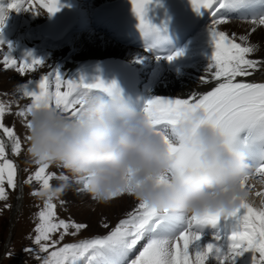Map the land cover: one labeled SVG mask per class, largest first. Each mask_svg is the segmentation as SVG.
<instances>
[{
  "label": "snow or ice",
  "instance_id": "obj_1",
  "mask_svg": "<svg viewBox=\"0 0 264 264\" xmlns=\"http://www.w3.org/2000/svg\"><path fill=\"white\" fill-rule=\"evenodd\" d=\"M152 2L153 0H130L132 11L139 21L138 27L146 36L158 31L147 19L148 6ZM190 2L197 14L204 12V9L211 10L213 20L208 30L214 43V53L208 69L211 71L212 79L217 82L216 86L207 94L192 93L187 99L159 97L150 99L143 112L154 129L164 135L169 154L175 158L172 174L185 168L196 167L198 164L199 154L189 149L183 138L179 143H174L167 135L170 128L174 129L180 122L193 118L194 131L201 127L216 130L225 137L230 151H240L247 156L249 177L259 175L264 182V83L238 79L250 77L258 72L264 66V60L249 58L257 48L248 42L247 36L239 38L242 42H236L235 37H229L216 27L218 24L228 22L229 9L239 11L245 6L251 7L257 0H190ZM35 3L49 15H55L60 11L59 0H11L7 7H4L3 0H0V29L4 26L9 9L16 11L23 9L39 14L34 9ZM251 22L264 26V14L253 17ZM252 31L255 32L256 28L254 27ZM179 55L180 53H176L167 59L171 62ZM44 64L42 60L35 58L17 62L7 55H3L2 60V67L13 68L22 76L34 70L36 66ZM202 82L210 83L207 78H202ZM62 88L66 90L62 91ZM18 91L23 97L31 100L27 107L16 113L27 121L26 129L29 132L32 127L29 117L34 109L46 106L75 118L81 114L85 97L89 93L104 92L111 95L118 91V87L115 82L106 84L100 79L93 83L66 80L54 70L44 75L35 86L34 82L29 80ZM14 104L15 101H0V130L3 136L11 141L12 154L18 155L21 152V140L11 127L2 123L5 114L11 112ZM26 140L29 142V135ZM35 164L38 165V170L34 174V179L41 183V188L33 192L34 196H42L43 192L49 190L52 187L50 181L54 178L60 181L69 179L63 172L58 175L46 174L50 163ZM15 176L16 166L6 158V143L0 139V200L7 197L5 183L9 188H16ZM160 182H167V177H161ZM79 184H82L83 190L86 191V181ZM125 194L133 197L129 189L126 193H113L110 201ZM256 195L264 196V193ZM55 208L53 198H46L44 209L38 213L39 223L34 229L37 233L34 244L39 246L40 252L48 253L42 264H208L210 259H214L217 264H235L236 257L247 252L252 253V264H264V206L258 208L253 204H242L229 216L238 219L241 230L233 232L228 238L230 243L227 251L224 252L220 247L210 243L203 250L196 251L194 258L190 247L201 239L193 230L194 227L204 222L215 225L221 218L219 214L189 220L182 216L161 215L147 204L137 201L128 217L122 219L105 238L57 248L56 242L51 241V234L62 229L60 239L63 240L65 235H76L86 229L87 225L64 220L54 222ZM104 227L108 225L105 224ZM70 229L74 231L69 233ZM49 241L51 243H45ZM141 241L146 243L138 250V254L133 256ZM50 247L54 250L50 251ZM26 251L31 252L32 249ZM37 259L41 257L37 256Z\"/></svg>",
  "mask_w": 264,
  "mask_h": 264
},
{
  "label": "clouds",
  "instance_id": "obj_2",
  "mask_svg": "<svg viewBox=\"0 0 264 264\" xmlns=\"http://www.w3.org/2000/svg\"><path fill=\"white\" fill-rule=\"evenodd\" d=\"M30 122V160L54 164L69 174L68 180L43 192L44 198L57 199L73 183L86 181L87 193L99 203H109L113 193L130 189L137 201L161 215L189 220L217 214L227 218L242 204H253V192L246 187L247 156L230 151L225 137L212 128L194 131L193 118L167 132L174 143L183 138L199 154L196 167L175 174V158L164 135L144 112L131 111L118 92L89 93L75 118L42 106L33 110ZM161 177L167 182L161 183Z\"/></svg>",
  "mask_w": 264,
  "mask_h": 264
},
{
  "label": "bare ground",
  "instance_id": "obj_3",
  "mask_svg": "<svg viewBox=\"0 0 264 264\" xmlns=\"http://www.w3.org/2000/svg\"><path fill=\"white\" fill-rule=\"evenodd\" d=\"M255 38H258L261 44L264 43V32L259 31L255 33L254 35ZM118 48V46H114ZM264 47V44H263ZM258 59L259 60H264V51L258 53ZM70 65L69 61L64 62L63 67L66 68L67 66ZM0 69L5 70V68L0 66ZM262 75L264 76V66L261 67V73L256 72L253 75ZM26 76L23 77L22 80L19 78H15L14 73L12 72H1L0 71V89L2 91V94L4 96L10 97L17 92L24 84H26L29 80H32L34 82V86L38 84V77L31 75L30 72L25 74ZM14 77V79L12 78ZM11 78L12 80L9 81L8 79ZM186 84L189 82L185 81ZM195 86H197L195 84ZM31 87V85H30ZM190 87V86H189ZM53 89H54V84H53ZM62 91H65L64 88L61 89ZM18 99L17 100H11L10 98H5L3 96V101H15V104L12 107H17V104H20V107L23 108V105L21 103V99L26 98L21 96V93L18 91ZM31 101V100H30ZM18 137H20V132L18 129H15ZM134 197H130L128 195H124L122 197L113 199L109 203H101V204H94L93 206H97V211L93 212L89 206L83 204L81 207L78 208V210L81 211V216L79 218L81 220L87 221L90 226H91V233L92 235H100L104 234L110 227H116L117 226V221H116V216L120 217L124 212H127L126 210H129L132 206V200ZM102 213V214H101ZM107 224L108 227H104V225ZM237 264H251L250 262L247 261H239Z\"/></svg>",
  "mask_w": 264,
  "mask_h": 264
},
{
  "label": "rangeland",
  "instance_id": "obj_4",
  "mask_svg": "<svg viewBox=\"0 0 264 264\" xmlns=\"http://www.w3.org/2000/svg\"><path fill=\"white\" fill-rule=\"evenodd\" d=\"M256 40H258V38H255ZM264 51V47L261 48L260 52ZM259 53V52H258ZM3 101V99H2ZM98 208H96V210L91 209L93 212H96ZM74 215L76 216L77 219H80L79 216H81V211L76 209L75 211H73ZM102 214V213H101ZM91 227V226H90ZM94 236V235H92Z\"/></svg>",
  "mask_w": 264,
  "mask_h": 264
}]
</instances>
